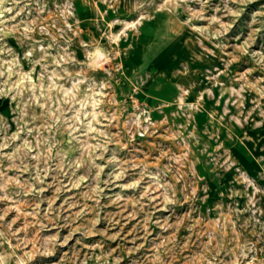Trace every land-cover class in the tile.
<instances>
[{"label":"rangeland","instance_id":"1","mask_svg":"<svg viewBox=\"0 0 264 264\" xmlns=\"http://www.w3.org/2000/svg\"><path fill=\"white\" fill-rule=\"evenodd\" d=\"M0 264H264V0H0Z\"/></svg>","mask_w":264,"mask_h":264}]
</instances>
